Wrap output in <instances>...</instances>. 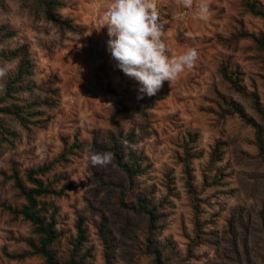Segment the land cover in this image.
<instances>
[{"label": "rangeland", "instance_id": "rangeland-1", "mask_svg": "<svg viewBox=\"0 0 264 264\" xmlns=\"http://www.w3.org/2000/svg\"><path fill=\"white\" fill-rule=\"evenodd\" d=\"M47 2L75 31L0 0V264H46L15 184L33 189L29 172L51 191L37 201L60 264H264V0H155L169 57L198 60L151 97L108 51L113 0ZM113 146L133 187L114 156L92 163Z\"/></svg>", "mask_w": 264, "mask_h": 264}, {"label": "clouds", "instance_id": "clouds-1", "mask_svg": "<svg viewBox=\"0 0 264 264\" xmlns=\"http://www.w3.org/2000/svg\"><path fill=\"white\" fill-rule=\"evenodd\" d=\"M185 8L193 7V0H183ZM210 8L201 3L197 9L200 20L207 22ZM108 30V51L117 62L116 67L139 84V92L155 96L164 82L174 81L198 60L195 48L170 58L162 40L165 26L160 18L155 0H113L100 20ZM7 65L0 67V79L8 75ZM112 153L93 154L92 163L107 166Z\"/></svg>", "mask_w": 264, "mask_h": 264}, {"label": "trees", "instance_id": "trees-1", "mask_svg": "<svg viewBox=\"0 0 264 264\" xmlns=\"http://www.w3.org/2000/svg\"><path fill=\"white\" fill-rule=\"evenodd\" d=\"M39 3L43 4L46 8L45 12L47 15V19L57 25H60L61 27H66L75 31V28L70 25L68 21L56 18L55 15L53 14V11L50 7V4L47 2V0H37ZM261 43L264 46V38L261 39ZM23 73L18 74V78L16 81L21 80L23 77ZM11 86L9 85L8 89L11 90ZM0 112H4L2 108H0ZM262 118L264 120V112L261 111ZM3 131V126L0 125V132ZM258 141H259V150H260V155L262 159L264 160V144L262 141V131L259 132L258 134ZM110 152L113 154L115 157L118 166L120 169L125 173L127 176V179L129 181V186L133 187L134 185V177L139 174V168L136 169L133 166H130L126 164L122 157L119 155L118 149L116 146H113L110 149ZM28 180L32 185H34L33 189H27L25 185L20 181V179L16 178L15 179V184L16 187L19 189L21 192V195L25 198L27 202V206L25 209L22 211V215L27 221H30L33 225L36 226L37 232L41 237V247L38 249V253H40L43 258L46 261V264H60L59 262L54 261V257L51 255L49 251V247L58 239L56 232L54 230V224L52 225H46L45 222L43 221L40 212H39V204L37 201L38 196H45L49 194L51 191L48 186L45 185L44 182L36 178V173L35 172H29L28 173ZM142 212L148 214L149 216L152 215L151 212L147 211V207L145 204H141L139 208ZM151 217V216H150ZM151 221L153 222V216L151 217ZM79 237H78V247L76 251L74 252L75 254H78V249L79 247L82 246V244L85 241V232L81 227L79 226ZM76 256V255H75ZM157 264H162L161 263V258L157 257L156 258ZM65 264H80V262H77L75 259H72L71 261L65 263Z\"/></svg>", "mask_w": 264, "mask_h": 264}]
</instances>
